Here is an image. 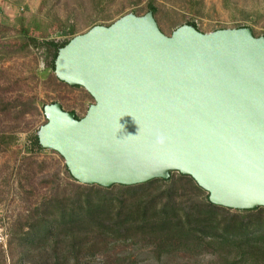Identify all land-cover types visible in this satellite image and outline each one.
Segmentation results:
<instances>
[{
  "label": "water",
  "instance_id": "obj_1",
  "mask_svg": "<svg viewBox=\"0 0 264 264\" xmlns=\"http://www.w3.org/2000/svg\"><path fill=\"white\" fill-rule=\"evenodd\" d=\"M56 78L95 103L44 107L40 146L82 185L133 186L172 172L212 204L264 207V36L250 28L165 35L153 11L95 26L60 49Z\"/></svg>",
  "mask_w": 264,
  "mask_h": 264
},
{
  "label": "rangeland",
  "instance_id": "obj_2",
  "mask_svg": "<svg viewBox=\"0 0 264 264\" xmlns=\"http://www.w3.org/2000/svg\"><path fill=\"white\" fill-rule=\"evenodd\" d=\"M149 1L0 0V134L15 138L10 147L0 151V264H30L20 260L16 223L20 221L22 225V219L50 194L55 174L59 173L61 185L70 181L65 160L58 153L32 148L33 137L47 123L44 107L60 103L66 112L82 119L95 103L82 87L57 84L55 74L48 68L52 52L45 47L22 49V41L13 30L15 18L22 14L33 25L45 29L46 38H39L40 43L61 42L70 38L62 35L69 26L75 29V37L95 26H109L130 13L143 16L149 12ZM154 2L158 9L155 19L167 36L190 21L205 34L250 28L256 37L264 36V0ZM39 34L34 32L35 37ZM172 173L177 176V172ZM116 257L127 258L126 264H210L215 260L209 256L190 259L178 255L158 263L148 248L116 245L91 262L113 264L111 260Z\"/></svg>",
  "mask_w": 264,
  "mask_h": 264
},
{
  "label": "trees",
  "instance_id": "obj_3",
  "mask_svg": "<svg viewBox=\"0 0 264 264\" xmlns=\"http://www.w3.org/2000/svg\"><path fill=\"white\" fill-rule=\"evenodd\" d=\"M147 8L157 15L154 0ZM187 24L199 31L194 21ZM13 30L23 50L45 47L52 52L48 68L53 73L59 50L75 35L69 26L62 35L70 38L40 43L46 30L22 14L15 18ZM55 81L67 86L56 77ZM14 141L10 134H0V151ZM32 144L33 149L44 150L37 135ZM66 173L70 181L61 185L55 174L50 194L22 219V225L16 223L19 231L14 235L23 263L93 264L91 259L116 245H134L150 249L158 263L183 255L213 257L210 264H264V207L241 211L214 205L192 177L180 173H171L168 180L110 188L79 184L67 168ZM125 260L111 261L126 264Z\"/></svg>",
  "mask_w": 264,
  "mask_h": 264
}]
</instances>
